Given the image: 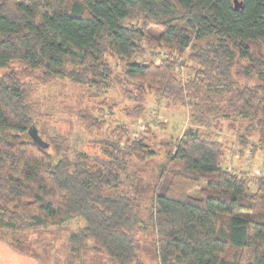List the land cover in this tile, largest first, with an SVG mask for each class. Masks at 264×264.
<instances>
[{"label": "trees", "instance_id": "16d2710c", "mask_svg": "<svg viewBox=\"0 0 264 264\" xmlns=\"http://www.w3.org/2000/svg\"><path fill=\"white\" fill-rule=\"evenodd\" d=\"M239 1L0 0V238L35 258L17 235L82 219L73 251L142 264L138 204L112 190L131 158L155 155L152 127L138 124L133 138L126 124L107 133L114 108L105 100L80 112L85 130L104 134L94 155L62 157L65 139L39 146L29 133L34 84L62 79L121 89L133 103L126 118L143 117L150 94L189 109L191 126L164 144L168 163L151 197L159 264H264V176L255 191L225 169L217 135L222 120L238 121L240 144L256 137L264 151V0ZM157 50L159 61L145 60ZM189 63L184 78L178 69Z\"/></svg>", "mask_w": 264, "mask_h": 264}, {"label": "rangeland", "instance_id": "374dc122", "mask_svg": "<svg viewBox=\"0 0 264 264\" xmlns=\"http://www.w3.org/2000/svg\"><path fill=\"white\" fill-rule=\"evenodd\" d=\"M162 54L164 52L158 50L149 51L145 60L159 61ZM109 60L116 67V71L121 72L122 64L112 58ZM191 66V63L184 67L180 66L178 72L184 78H188L192 72ZM34 87L32 101L34 124L45 141L66 140L69 151L63 152L62 157L75 159L84 153L94 155L97 152L92 144L96 138H104V134L91 135L85 130L80 122V112L97 108L105 100L114 108L112 114L107 116L111 123L107 133L116 129L118 125L126 124L133 138L138 132V124L152 127L153 134L150 137L155 155L146 159L131 158L122 176L121 188L112 191L116 194H126L136 200L140 209L139 214L143 218L139 233L136 235L140 260L142 264H159L155 252L156 236L149 219L151 197L160 183L162 168L168 163V148L164 144L169 141L177 143L184 131L191 126L189 109L169 108L165 101H159L155 95L150 94L145 100L147 111L144 116L126 118L122 111L133 103L119 88L98 92L94 88L76 86L62 79L48 84L36 83ZM222 125L223 128L217 135L227 148L223 167L249 178L253 190L256 191V179L264 176V151L255 145L256 137L251 139L248 147L244 148L240 144L239 135L242 136L244 133H239L238 121H235L234 125L232 120L224 119ZM84 225L82 219H73L60 226L25 232L17 235V238L20 247L28 249L31 251L30 254L34 255L36 259L34 264H108L105 255H99L92 250L85 252L72 250L69 236ZM0 240L8 242L3 238Z\"/></svg>", "mask_w": 264, "mask_h": 264}, {"label": "crops", "instance_id": "0c3cea01", "mask_svg": "<svg viewBox=\"0 0 264 264\" xmlns=\"http://www.w3.org/2000/svg\"><path fill=\"white\" fill-rule=\"evenodd\" d=\"M36 259L14 249L8 242L0 240V264H34Z\"/></svg>", "mask_w": 264, "mask_h": 264}, {"label": "water", "instance_id": "95a60500", "mask_svg": "<svg viewBox=\"0 0 264 264\" xmlns=\"http://www.w3.org/2000/svg\"><path fill=\"white\" fill-rule=\"evenodd\" d=\"M235 5L237 8L241 7V2L239 0H234ZM30 136L33 139L34 142H36L39 146L43 147V148H48L49 144L42 139V137L40 136L38 129L36 127L35 124H32L30 130H29Z\"/></svg>", "mask_w": 264, "mask_h": 264}]
</instances>
